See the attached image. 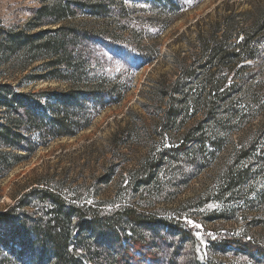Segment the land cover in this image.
I'll return each mask as SVG.
<instances>
[{"label":"trees","instance_id":"trees-1","mask_svg":"<svg viewBox=\"0 0 264 264\" xmlns=\"http://www.w3.org/2000/svg\"><path fill=\"white\" fill-rule=\"evenodd\" d=\"M125 1L70 0L73 10L53 0L49 11L55 27L33 32L0 28V53L13 58L0 70V156L12 158L7 170L39 146L87 128L105 108L123 100L139 67L158 58L159 50L135 42L132 21L140 18L129 16ZM130 1L154 11L142 26L146 35L155 27L160 34L196 5ZM249 4L240 10V3L226 0L221 14L203 18L205 23L196 21L195 36L170 57L173 79L162 74L141 93L151 127L138 134L137 125L128 121L113 134V146L141 138L147 147L127 181L128 201L115 191L111 203H81L87 197L83 193L72 196L57 184L40 187L39 182L0 211V249L7 258L20 264H226L224 257L181 262L182 249L194 239L195 230L169 219L157 203L166 201V194H178L226 148L222 175L228 185L248 181L257 168L264 169V122L232 139L264 113V0ZM77 13L102 19L106 26L65 21ZM127 30L130 37H123ZM104 49L120 62L115 83L108 81L110 72L98 53ZM42 59L53 67L43 79L65 81L66 90L24 91V83L6 73L24 71ZM109 177L105 173L100 180ZM220 247L222 255L231 249L250 264H264V246L246 237L228 236Z\"/></svg>","mask_w":264,"mask_h":264},{"label":"rangeland","instance_id":"rangeland-1","mask_svg":"<svg viewBox=\"0 0 264 264\" xmlns=\"http://www.w3.org/2000/svg\"><path fill=\"white\" fill-rule=\"evenodd\" d=\"M58 1L61 5L69 4L70 9L75 8L70 0ZM183 1L189 3L188 6L196 5L181 12L180 16L160 34L157 31L158 27H155L150 35L142 32V26L145 19L153 15V9L139 1H125L126 12L131 14L129 16L140 18L132 21L136 24L133 32L135 42L139 46L159 50L158 58L138 68L132 77L129 90L120 103L105 108L87 128L76 135L57 138L45 146H39L33 154L15 162L9 170L6 166L12 162V158L0 156V211L14 204L22 194L35 188L39 182L40 187L57 184L72 196L81 192L87 196L81 203H111L115 191L120 192L121 200L128 201L127 181L131 178L132 170L139 165L145 155L147 147L141 138L139 141L126 140L113 146L112 136L128 121L137 125L138 134H142L145 128L151 127L152 120L146 116L141 107V103L144 102L142 91H146L147 86L162 74L173 79L174 71L170 58L173 52L187 47V39L193 38L196 34L194 33L196 21L207 17L213 19L217 13L221 14L222 3L226 0ZM230 1L240 3L238 7L240 10L249 8V3L252 2V0ZM52 5L53 0H0V28L26 27L32 32L53 28L56 23H51L52 11H49ZM47 6L48 10L40 12L42 7ZM131 10L133 12H130ZM206 20H202V23L207 22ZM65 21L81 23L89 28L106 26V22L102 19L97 21L79 13L67 15ZM130 33L129 30L125 31L123 37H130ZM98 53L106 61V70L110 72L108 81L115 83L117 79L114 72L120 69V62L114 61L105 49ZM46 60L35 61L24 71L6 72L8 69L4 72L9 73L10 77L14 78V82L24 83V91L66 90L69 85L65 81L43 79L44 75L53 72V67L45 65ZM11 62H13L12 56L0 53V70L8 68ZM136 114H143V118H134ZM262 122H264V113L255 119L251 126L234 134L232 139H241L250 128ZM8 150L3 149L2 152ZM228 152L229 148H226L208 167L181 188L178 194L175 196L166 194L164 195L166 201L157 203V208H164L162 213H166L169 219L188 224L185 221V217H188L203 225L199 229L200 237H196L197 229L194 228V239L182 249L179 258L181 262L193 263L196 260L205 262L210 259L222 260L224 257L226 264H250L249 258H242L231 249L224 250L223 255L220 254L217 248H221L222 242L228 236H243L264 246V169L257 168L256 173H253L254 177L248 181L237 183L232 181L228 185V181H223L222 175ZM17 154L22 156L24 153L17 151ZM105 173L110 177L107 182H102L101 177ZM170 173L169 171L165 180L171 178ZM156 192L155 189L152 193ZM0 250L1 264H20L7 258L5 250Z\"/></svg>","mask_w":264,"mask_h":264},{"label":"snow or ice","instance_id":"snow-or-ice-1","mask_svg":"<svg viewBox=\"0 0 264 264\" xmlns=\"http://www.w3.org/2000/svg\"><path fill=\"white\" fill-rule=\"evenodd\" d=\"M185 221H186V223H188L191 227L197 229V231L195 232V235H196V237H200L201 233H200L199 229H201V228L203 227V225H201V224L195 222L194 220H192V219H190V218H188V217H185ZM197 250H199V249L197 248Z\"/></svg>","mask_w":264,"mask_h":264}]
</instances>
